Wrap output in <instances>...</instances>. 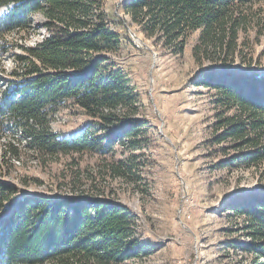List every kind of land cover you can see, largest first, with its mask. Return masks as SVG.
Here are the masks:
<instances>
[{
  "label": "rangeland",
  "instance_id": "obj_1",
  "mask_svg": "<svg viewBox=\"0 0 264 264\" xmlns=\"http://www.w3.org/2000/svg\"><path fill=\"white\" fill-rule=\"evenodd\" d=\"M100 1L107 14L126 21L119 29L134 43L120 55L132 77L129 86L140 92L132 117L143 122L136 128L137 146L120 137L109 146L110 133L96 149L48 156L29 145L20 128L0 129V180L18 188L0 215L9 214L28 193L87 206L104 200L129 210L139 255L120 262L93 255L74 264H253L257 257L243 249L253 242L247 217L228 208L251 194L264 199V161L242 160L248 147L225 137L227 119L242 114L220 102L214 87L198 82L212 75L264 76V0L238 5L235 41L231 33L222 37L218 31L207 42L198 30L181 54L139 31L122 11L121 0ZM9 10L1 6L0 17ZM31 20L30 30L5 38L9 45L0 57V91L20 77L13 72H21L17 56L26 54L23 46H35L48 35L41 13ZM50 116L51 130L64 137L75 136L93 120L72 99ZM8 142L19 147L18 156L4 153Z\"/></svg>",
  "mask_w": 264,
  "mask_h": 264
},
{
  "label": "trees",
  "instance_id": "obj_2",
  "mask_svg": "<svg viewBox=\"0 0 264 264\" xmlns=\"http://www.w3.org/2000/svg\"><path fill=\"white\" fill-rule=\"evenodd\" d=\"M260 1L124 0L121 9L147 38L181 54L189 35L198 30L207 42L220 33L222 37L231 33L235 41L238 5ZM101 4L100 0H0V7L10 8L0 17V57L8 48V34L30 30L36 13L46 18L48 35L35 46H23L26 54L17 56L21 72H13L20 77L13 80V87L0 91V129L20 128L41 154L96 149L110 133L114 137L107 140L109 146L117 137L137 146L136 128L143 122L132 117L140 92L136 85L129 86L132 77L120 55L134 43L119 29L125 20L110 16ZM198 83L214 87L220 102L242 114L227 119L225 134L240 147H248L242 160L264 161V76L212 75ZM69 99L93 120L75 136L64 137L51 130L50 115ZM8 143L4 153L18 156L19 147ZM17 191L15 185L0 180V212ZM95 203L87 206L39 194L18 200L9 214L0 215V264H74L93 255L120 262L139 255L131 239L129 210L114 202ZM228 209L247 217L253 242L243 249L257 257L253 264H264L259 262L264 258V199L251 194Z\"/></svg>",
  "mask_w": 264,
  "mask_h": 264
},
{
  "label": "water",
  "instance_id": "obj_3",
  "mask_svg": "<svg viewBox=\"0 0 264 264\" xmlns=\"http://www.w3.org/2000/svg\"><path fill=\"white\" fill-rule=\"evenodd\" d=\"M124 0H121V2H123ZM126 22V21H124ZM28 194H31V195H37L38 193H28ZM18 199V197L16 198V200Z\"/></svg>",
  "mask_w": 264,
  "mask_h": 264
}]
</instances>
